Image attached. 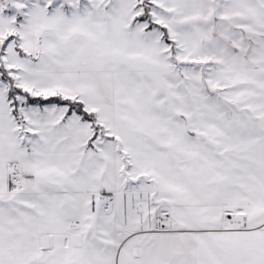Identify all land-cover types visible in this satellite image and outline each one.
<instances>
[{"label":"snow or ice","instance_id":"1","mask_svg":"<svg viewBox=\"0 0 264 264\" xmlns=\"http://www.w3.org/2000/svg\"><path fill=\"white\" fill-rule=\"evenodd\" d=\"M0 264H264V0H0Z\"/></svg>","mask_w":264,"mask_h":264}]
</instances>
